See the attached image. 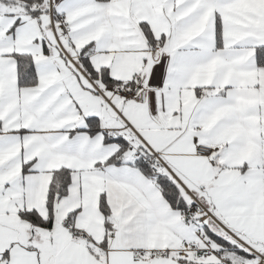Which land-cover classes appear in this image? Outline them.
Instances as JSON below:
<instances>
[{
	"label": "snow or ice",
	"instance_id": "snow-or-ice-1",
	"mask_svg": "<svg viewBox=\"0 0 264 264\" xmlns=\"http://www.w3.org/2000/svg\"><path fill=\"white\" fill-rule=\"evenodd\" d=\"M0 264H264V0H0Z\"/></svg>",
	"mask_w": 264,
	"mask_h": 264
}]
</instances>
